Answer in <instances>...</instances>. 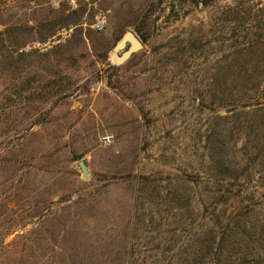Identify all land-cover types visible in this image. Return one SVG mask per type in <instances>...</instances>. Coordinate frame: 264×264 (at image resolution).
I'll use <instances>...</instances> for the list:
<instances>
[{
    "label": "rangeland",
    "instance_id": "374dc122",
    "mask_svg": "<svg viewBox=\"0 0 264 264\" xmlns=\"http://www.w3.org/2000/svg\"><path fill=\"white\" fill-rule=\"evenodd\" d=\"M52 1L0 0V264H264V12Z\"/></svg>",
    "mask_w": 264,
    "mask_h": 264
},
{
    "label": "trees",
    "instance_id": "16d2710c",
    "mask_svg": "<svg viewBox=\"0 0 264 264\" xmlns=\"http://www.w3.org/2000/svg\"><path fill=\"white\" fill-rule=\"evenodd\" d=\"M213 0H203L202 3L203 5L208 6L209 4H211ZM243 4H249L247 8V13L250 14L253 10V8L257 7L258 11H263L264 12V0H242ZM253 4V5H251ZM235 8L237 9L236 6L234 7H230L231 10H235ZM257 29H259L260 31L256 33L257 39L254 40L251 44L248 45V47H244V49L247 48H252L256 49L259 46H263L264 47V13H262L260 15V19H258V24L256 25ZM5 31H0V38L5 34ZM19 45H17V48H15L14 50H12L13 52V56L15 54L17 55H22V54H18V51L21 48H18ZM257 50V49H256ZM260 50V49H258ZM259 56V55H258ZM244 71L251 76L256 74L258 77L257 79V83L255 85L256 88V92H260L261 90L264 92V50L263 53L261 54V58L256 61V62H252V63H247L246 67L244 69ZM258 72V74H257Z\"/></svg>",
    "mask_w": 264,
    "mask_h": 264
},
{
    "label": "water",
    "instance_id": "95a60500",
    "mask_svg": "<svg viewBox=\"0 0 264 264\" xmlns=\"http://www.w3.org/2000/svg\"><path fill=\"white\" fill-rule=\"evenodd\" d=\"M128 41L131 43V45H130V47L122 55H120V56L117 57V62L118 63L124 62L134 52L138 51L139 49H141L144 46L143 41L140 38H138V36H136V34H134L131 31H128L124 35V37L116 45L115 52L117 53L118 50H120L122 48H125ZM80 165H81L84 173L86 174L87 171H86V167H85L84 162H81Z\"/></svg>",
    "mask_w": 264,
    "mask_h": 264
},
{
    "label": "built area",
    "instance_id": "2783aa9c",
    "mask_svg": "<svg viewBox=\"0 0 264 264\" xmlns=\"http://www.w3.org/2000/svg\"><path fill=\"white\" fill-rule=\"evenodd\" d=\"M67 4H68V9L70 11H77L78 8H79L78 0H67ZM52 6L55 9H59L60 8V2L57 1V0H53L52 1ZM106 22H107V15H106V13L100 12V13L97 14L93 26L96 27L99 30H102L106 26ZM31 48H32L31 46H28L26 50H29ZM113 140H114V137H113V135H110V134H104L101 137V141L104 144H109Z\"/></svg>",
    "mask_w": 264,
    "mask_h": 264
}]
</instances>
